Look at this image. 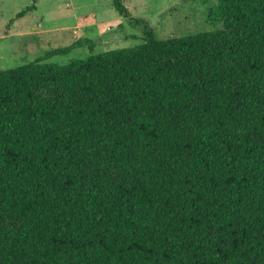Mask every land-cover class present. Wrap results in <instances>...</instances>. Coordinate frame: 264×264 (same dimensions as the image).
Listing matches in <instances>:
<instances>
[{"label": "trees", "instance_id": "obj_1", "mask_svg": "<svg viewBox=\"0 0 264 264\" xmlns=\"http://www.w3.org/2000/svg\"><path fill=\"white\" fill-rule=\"evenodd\" d=\"M109 1L143 44L0 70V264H264V0L166 40Z\"/></svg>", "mask_w": 264, "mask_h": 264}, {"label": "rangeland", "instance_id": "obj_2", "mask_svg": "<svg viewBox=\"0 0 264 264\" xmlns=\"http://www.w3.org/2000/svg\"><path fill=\"white\" fill-rule=\"evenodd\" d=\"M123 1L134 18L148 22L158 39H177L214 31L232 33L223 25L208 21V14L217 6V0ZM33 2L0 0V70L17 68L82 39L97 42L94 54L144 43L142 26L130 24L109 0H37V11L9 27V22ZM91 54L90 47L80 48L68 56L53 57L46 63L65 66L74 60L87 59ZM39 93L45 97L53 94L48 90ZM92 150L98 155L95 149ZM112 174L115 179L121 177L120 173L113 171ZM17 225L9 213L0 215V231Z\"/></svg>", "mask_w": 264, "mask_h": 264}]
</instances>
